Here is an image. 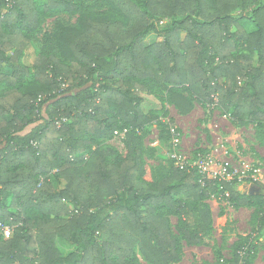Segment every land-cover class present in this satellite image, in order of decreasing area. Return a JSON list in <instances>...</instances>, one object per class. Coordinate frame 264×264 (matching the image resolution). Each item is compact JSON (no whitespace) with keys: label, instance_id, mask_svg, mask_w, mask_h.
I'll return each mask as SVG.
<instances>
[{"label":"trees","instance_id":"1","mask_svg":"<svg viewBox=\"0 0 264 264\" xmlns=\"http://www.w3.org/2000/svg\"><path fill=\"white\" fill-rule=\"evenodd\" d=\"M101 1L110 11L0 0V222L14 227L0 235V264H171L182 240L208 236L214 194L255 206L264 232V193L238 189L249 179L214 180L174 160L148 179L136 134L152 121L144 92L182 115L199 100L236 126L264 124V0ZM63 12L76 22L57 19L27 65L43 17ZM120 129L122 150L100 145ZM58 237L75 250L63 253ZM246 248L228 264H249Z\"/></svg>","mask_w":264,"mask_h":264},{"label":"rangeland","instance_id":"2","mask_svg":"<svg viewBox=\"0 0 264 264\" xmlns=\"http://www.w3.org/2000/svg\"><path fill=\"white\" fill-rule=\"evenodd\" d=\"M77 2L95 12L110 11L101 0ZM39 8L42 10V7ZM236 13L241 15L239 11ZM78 15L63 12L43 17L26 49L25 63L33 64L41 48L42 36L55 29L57 19L73 24ZM156 39V33L147 36L148 42ZM142 96L143 110L152 118L143 129L136 131L146 148V178L165 171L172 160L180 166H196L200 172L202 161L210 157L216 166L228 163L237 175L242 173L245 165H249L254 169L247 174H255L258 181L264 182V124L236 126L220 106L199 100L194 101V108L189 114L182 115L173 104L167 102L162 93L157 96L144 92ZM125 132V129L117 130L112 139L101 140L100 145L116 151L122 150L121 141L125 138ZM61 183L55 181L58 188ZM238 189L249 195L264 193V188L256 182L242 183ZM206 202L212 211V229L200 245H191L182 240L180 260L171 264H228L239 243L247 247L245 261L249 264H264V232H260L255 206L235 208L222 194H214ZM169 218L177 233L178 216L169 214ZM57 245L63 253L75 250L73 245L61 237L57 238ZM140 261L141 264H148L141 257Z\"/></svg>","mask_w":264,"mask_h":264},{"label":"built area","instance_id":"3","mask_svg":"<svg viewBox=\"0 0 264 264\" xmlns=\"http://www.w3.org/2000/svg\"><path fill=\"white\" fill-rule=\"evenodd\" d=\"M199 169L203 177L211 176L214 180L221 181L238 179L239 181H243L244 179H249L250 182L258 181L255 174H247V172H250L254 169L253 167L245 165L243 167V170L241 171L242 173H239V175H237L235 172H233V169L228 166V163L222 164L221 166H216L214 164V160L210 157L202 161ZM13 231L14 227L12 224L7 222H0V235H2L4 238H10L13 234Z\"/></svg>","mask_w":264,"mask_h":264}]
</instances>
